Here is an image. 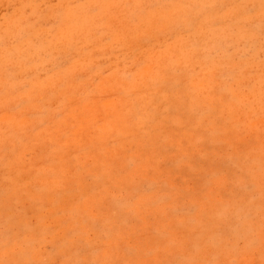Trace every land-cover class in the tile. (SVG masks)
<instances>
[{"label": "rangeland", "instance_id": "374dc122", "mask_svg": "<svg viewBox=\"0 0 264 264\" xmlns=\"http://www.w3.org/2000/svg\"><path fill=\"white\" fill-rule=\"evenodd\" d=\"M135 1L21 0L0 36V264H264V0L161 44Z\"/></svg>", "mask_w": 264, "mask_h": 264}, {"label": "bare ground", "instance_id": "6f19581e", "mask_svg": "<svg viewBox=\"0 0 264 264\" xmlns=\"http://www.w3.org/2000/svg\"><path fill=\"white\" fill-rule=\"evenodd\" d=\"M79 1H81L84 4L89 3L88 7H90V8L93 7V2H89V0L88 1L87 0H79ZM15 2H16V7L14 8V10H12V12H9V13L5 14L2 23H0V36H3V38L6 39V41H8V39L11 37L10 31L13 30V29H14V31L12 32L13 36L14 37H18V35H19V29L18 28H19V26H21V24H19L20 21H19L18 18H19V10L21 8L20 6H21L22 2H21V0H15ZM226 2H227V0H191V4H193V5L191 7H189L188 9H186L185 11H183L182 14H178V15H176V13H173V12H164V11H162V5L163 4L160 3V0L154 1V2H151V3L143 2V0H136L135 1V9L137 10V12L139 14V17H140L141 13H145V14H148L150 16V23H149V28L150 29L148 28V26L146 24V27L148 29V33L144 34L143 37L144 38H150L152 41L156 42L157 44H161V40L160 39L158 40V39L154 38L156 36L157 30H158V28L160 26L164 25L165 29H168V32L171 33V34H181V32H182L181 30H183L184 32H188V31H190V28H191V24L188 25L190 15L194 14L195 12H197V14L199 13V14L205 15L206 18L212 17V18H214L216 20V16L214 14L217 13V15L219 17L220 13H221V10L224 7H226L227 5L238 7V0H229L228 2H230V3H228V4ZM3 3H4V1H3ZM176 3H177V1L174 2L172 8L175 7ZM91 13H92V10H89L87 12V15H88L87 17L88 18H86L85 20H88L90 18ZM177 19L181 20V22H179L180 23L179 25H178V23L176 24L174 22ZM199 19H200V22H201L202 21L201 17L199 15H197L195 20H199ZM90 28L92 29V27H90ZM72 33H73V31H72ZM71 40H73V38ZM46 44H47L46 42H39L37 44V46L38 47H43ZM118 45L121 47V50H125V47L123 46V44H118ZM50 49H53V48H50ZM61 50H62V48H61ZM31 52H32V50H31ZM45 56H46V53L43 54V57L41 56L42 59ZM125 56H126V54H125ZM39 59L41 60V58H39ZM37 62H38V60H37ZM21 65L25 66V67H27L29 69L31 67H33L29 60H28V62L23 60ZM42 69H43V67H42ZM53 72H55V71H53ZM62 72H59V74H61ZM38 84L39 83H36L37 88L39 87ZM73 88H75V85H68V89L72 90ZM56 101H57L58 108L53 113V118L55 116H59V115L62 116L63 115L62 108H63L64 101L61 98L57 99ZM72 104H74V103H72ZM75 109H76V112L78 113L79 117L75 113H74V116L76 117V120H78V119H80L82 117V115H84L83 110H82L83 108L80 107V106H76ZM88 112L91 113V107H89ZM121 114H122V112L120 113V115L115 113V116L111 117L112 122H113L112 123L113 125L111 126L112 128H116L118 126L123 125L122 122L124 124L127 122V121L124 122L123 118L121 117ZM147 115L151 116V112H148ZM142 116H145V115H142ZM113 118H116V119L113 120ZM150 119H151V117H148V120L146 122L147 123L151 122ZM21 124H23V123H21ZM65 124H67V128H70L75 123L74 122H69V123L65 122ZM135 125L136 126L134 128V131L140 130V126L137 125V124H135ZM14 127L18 128V126H14ZM19 128H22V126L20 125ZM12 129L13 128L10 127V129L8 130L9 131V135L12 138L20 140L18 135L13 134ZM0 131H2V130L0 129ZM56 134H57V131L53 133V135H56ZM32 135L36 136V134H34V133ZM122 136L123 137H127L124 131H122ZM115 137H117V136H115ZM62 138H63V136L59 135L56 138L55 141L56 142H60L62 140ZM53 151H55L57 153L55 158H56V161H57V163L59 165V168L61 167V169H63V167L66 166V160H65V156H64L65 155V150L62 149L60 146H56V147H54ZM67 172H68V170H67Z\"/></svg>", "mask_w": 264, "mask_h": 264}]
</instances>
